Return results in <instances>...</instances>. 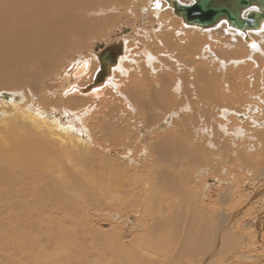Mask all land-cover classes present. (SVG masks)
<instances>
[{
    "label": "bare ground",
    "instance_id": "1",
    "mask_svg": "<svg viewBox=\"0 0 264 264\" xmlns=\"http://www.w3.org/2000/svg\"><path fill=\"white\" fill-rule=\"evenodd\" d=\"M114 1L0 0V90L6 91L0 92V264H219L224 253L230 255L226 264L246 260L252 250L240 248L245 233L233 229L248 210L258 213L251 218L258 224L252 241L264 242V81L247 75L249 63L256 62L264 77V26L245 36L224 23L207 30L218 49L199 42L187 58L192 66L175 72L181 59L164 37L178 28L180 33L201 29L175 19L164 0H150L151 14L158 18L150 30L153 49L134 40V51L121 38L124 30L110 44L113 55L94 49L95 57L71 59L66 70L45 81L37 97L38 82L52 74L67 50L84 47L100 27L113 24L90 26L86 9ZM175 21L179 26L172 29ZM163 38L162 46L156 39ZM219 48L224 53L235 48L227 55L237 57L222 59ZM201 58L213 65L197 63ZM140 68L147 84L140 83ZM206 76L216 88L193 82ZM240 80L260 89L248 97L233 86ZM165 83L174 86L177 99L161 89ZM22 86L33 93L22 92ZM58 96L65 106H56ZM40 97L54 105L47 110L35 104ZM90 122L96 123L102 145L87 128ZM248 128L260 145L254 154L246 152ZM202 150H219L217 168ZM145 152L156 164L153 174L136 169L146 160L132 163L134 153ZM104 154L124 162L112 163L111 156L102 162L97 156ZM228 161L244 168L245 180L226 187L209 180L223 187L212 203L205 204L208 195L186 186L188 177L200 172L190 174L192 168L210 167L229 177ZM239 184L246 193L236 199ZM89 199L94 207L109 202V210L133 215L128 218L131 238L125 240L119 226L110 234L96 231L84 210ZM108 218L103 220L110 225L114 216ZM255 263L264 264L262 259Z\"/></svg>",
    "mask_w": 264,
    "mask_h": 264
},
{
    "label": "rangeland",
    "instance_id": "2",
    "mask_svg": "<svg viewBox=\"0 0 264 264\" xmlns=\"http://www.w3.org/2000/svg\"><path fill=\"white\" fill-rule=\"evenodd\" d=\"M95 1H97V0H94V2ZM185 1H187V3H189V4L191 3V1H189V0H185ZM147 2H148V5L146 6L145 4ZM162 4L165 5L166 3L163 1ZM149 5H150V0H115L112 4L95 3L94 6H93V4H91V7L87 8L86 11L84 12V17L86 18V20H88L89 22H92V24L90 26L96 28V23L107 22V21H112V20L114 21L113 24H106V25H103L102 27H100L98 35L90 36V39L87 40L86 45L84 47L73 48V49L67 50L65 52V54L61 57L60 65L58 67H56L54 69V71H52V74L48 77L42 78L38 82V91H37L36 96L39 97L40 94L43 93L44 83L46 80L48 81V79L51 78L52 75H58L61 72V70L67 69V66H68L71 59L80 58V57L86 59V57H89L90 55L91 56L93 55L95 57L94 49H96V50L101 49V50H103L104 53L107 52V53H110L111 55H113L112 51H115V48H114V46H111L110 44H115L114 42L116 41V38L119 37L121 35L122 31H124V30H126V31L123 32L124 35L121 38H123L126 41V43L128 44L127 46H132L134 51L136 50L135 47L133 46V43H132L134 40L145 43L146 45L148 44L149 48L153 49L155 47V42H152V39L150 38V35H151L150 30H153L152 24L156 23V21H157L156 19H158V18H155L154 14H151V13H153V11L151 10V8L149 9ZM145 6H146V8H147L146 10L148 11L149 14L147 12H145ZM165 7H166V5H165ZM167 8L169 10H171L172 16L175 17V19L178 18L173 14L172 9H170L169 7H167ZM146 13L148 16L145 15ZM178 26H179V22L175 21L174 25L171 28L177 29ZM262 26H264V24ZM175 31L176 32H174V34L168 33V36H166L164 38H169V48L172 50V52L176 51L177 52L176 56H178L180 59L182 57V54H181V51L183 50L182 47L188 45L185 43V41L189 38L190 35H192L196 39L202 37V45L203 44L208 45L210 43L212 45V46H210L211 49H213V50L218 49V46L211 43L212 39L207 34L208 33V32H206L207 30H192V32L187 30L186 38H178L177 37L180 34L179 28ZM203 31H205V32H203ZM164 38L162 40H160V39H156V40L158 42L160 41L162 43V46H163L164 42L166 40ZM212 38H215V36ZM175 41L177 42L179 47L174 45ZM182 43H184V45ZM105 46H108V47H105ZM220 48H221V46H220ZM220 48H219V50H220ZM236 49L238 50L237 47H236ZM236 49L234 48L232 50H227V53L226 52L224 53L223 50L221 49L218 55H219V57H222V59H227V60L230 58L234 59L237 56L232 57V55L230 56V54L229 55H227V54L231 53V52H236ZM120 54L121 53L118 52L116 54V56L118 57ZM159 57H160L159 61H165V60H163L161 55H159ZM138 58L141 59L140 55ZM210 59H213V57H210ZM205 63L211 64L212 62L206 61ZM188 65L189 64H187L186 62L181 60V63L177 64L174 71L183 73L186 71V66H188ZM211 65H213V64H211ZM189 66H192V65H189ZM249 70L250 71L247 73V75H252V79H256L259 77V78H262V80L264 81V77L260 76L261 64H257L256 62H250L249 63ZM140 71H142V75L144 76L143 82H140V83H143V85H144V83L147 84L148 79L144 75V71L141 68H140ZM236 72L238 73L237 77H239L241 75V73L238 71H236ZM135 77H136V75L132 74L130 76V79H134ZM178 77H180V76H178ZM233 86L235 88L236 87L242 88L240 93H244V95H248V97L251 96V94H249V93H251V91L260 89V87H254L252 85H247V82L243 81V80H240L239 82L238 81L234 82ZM20 90H22V92H24V93H26V92L33 93V91L28 86H22ZM1 91H3V90H0V92ZM3 92H6V91H3ZM84 94L85 93H82L81 96H84ZM57 99H58V101H57L56 106H58V105L60 106V104H61V106H65L64 100H62L59 96L57 97ZM35 104L42 105L47 110L49 109V106L54 105L51 101H50V104L48 105V103L45 102V100L42 101V97H40V99H38V101ZM94 104H96L95 101L93 102V105ZM219 121L220 120L217 119V122H219ZM219 125H221V124H219ZM87 128L92 130V135H93L95 141H97V143L99 145H102L101 142L99 141V137L96 133V131H97L96 129L98 128L96 126V123L94 124L92 122L90 124V126L87 125ZM226 128H228L230 130V132H232L231 128H229V127H226ZM91 130H90V132H91ZM245 131H248L249 137H251V139L248 140L249 146L246 148V152L249 154H254L260 149L259 141L257 140L256 136L251 133L249 128L246 129ZM226 138H228L227 140H231L233 138V136L230 134ZM121 141L125 142L123 139H121ZM103 142L106 144L107 147L112 145V144L106 143L105 141H103ZM222 142L223 141H221L220 143H222ZM125 144L127 145V142ZM115 146H117L116 142H115ZM249 147H253V149H250ZM109 150L110 149H108V150L106 149L105 152H107ZM202 151L206 154L208 164H212L215 168H217L218 163L216 162V160H214V158L218 154L219 150H217L216 154H213L212 152H210L208 150H202ZM110 156L112 158H114V159L110 158V161L112 163H118L121 166V164L124 162L121 159L115 158V156H119L117 154H115V156L104 154V155H98L97 157H99L100 161H102V162H104V161L110 162L109 161ZM143 156H145L146 158L142 159ZM226 157H228V156H226ZM131 159H134L132 163H134L135 160H140V161L146 160L147 162L145 164H143L140 168H136V169L141 170L142 174L145 173V175H148L150 173L153 174L154 168L156 167V164L150 163L149 158H148V152H145L143 154L134 153L133 158H131ZM228 159H229V157H228ZM106 164H108V163H106ZM227 164L228 165L230 164V167H231L229 177H222V175L225 174V172H223V171H220V173L215 174V172H213L209 169L210 167H207V168L197 167L195 169H193V168L190 169V174L195 170H198L200 172L191 175L190 179L188 177L187 182H186V186L191 187L192 189H195V191L198 193H202L203 195L210 196V197L207 196L205 204H208V202L212 203L217 197L214 193H217L216 192L217 189L222 190L223 187L217 188L218 184L210 185L209 180L218 179V181L220 180V182H224L225 184H227V185L224 184V187L229 186L231 184H236V183H238L239 180H245V175L241 174V170H244L243 167H241V170H240V169H237L238 164H236V163L228 161ZM234 165H236V167H234ZM245 170H246V168H245ZM241 175H243V176H241ZM191 181L193 182L192 184L190 183ZM260 186L262 187L263 185L260 184ZM245 193H246L245 189L242 187L241 184H239L237 186V190L234 191L233 196L237 199L238 194H245ZM81 198H82V202H83L85 200V197H81ZM209 199H213V200H209ZM262 199L264 201V197ZM252 201L249 200V203L252 204ZM107 205H109V206H107ZM110 207H112V205L109 202H107L105 205L101 206L100 208L94 207L91 203V200L89 199L86 201V205H85L84 210L87 211V215L90 217L91 224L94 226L96 231H101L104 234H110L112 232V230L110 228H113V226H119V227H121V231L123 233V237L125 238V240L131 238V236L134 233L132 230L130 231V229H129L130 227L128 226V224L130 223V221L128 220V218H131V217L134 218V216L131 215L129 217L130 213H128L124 209H122V211H116V212L111 211V210H109ZM249 208H250V205H248L247 210ZM215 209H218V208L215 207ZM256 209L257 208H255V210ZM255 210H248V213L244 214V216L238 221V224L236 225V227L233 229V233H235L237 231L240 234V236L243 232L245 233V236H241V237H243V239L245 241V243L240 244L241 250L249 252L248 248H250L252 251L250 254H248L246 260L243 257L240 260L235 259L231 263L229 261L228 263H230V264H256L255 262H258L261 259L264 262V242L262 240L254 241V242L252 241L253 238L256 236L255 231L256 230L258 231V228H257L258 224L255 223L256 218L251 219L252 217H254L255 215L258 214ZM260 213H262V215L264 216V212L261 211ZM110 214H112L114 216V219H112L110 221L111 223L109 225V223L104 221V220H109L108 216ZM103 218H105V219L103 220ZM253 227H255L256 229ZM136 232H140V231H136ZM241 253H242V256H245L244 252H241ZM255 254H259V255L262 254V255H260V257H257ZM252 255H254L253 257L256 261H254V259H252ZM226 257H227V254L224 253L223 256L218 258V260H220L219 264H226V261L228 260V258H230V255L227 258ZM248 257H249V259H248Z\"/></svg>",
    "mask_w": 264,
    "mask_h": 264
},
{
    "label": "water",
    "instance_id": "3",
    "mask_svg": "<svg viewBox=\"0 0 264 264\" xmlns=\"http://www.w3.org/2000/svg\"><path fill=\"white\" fill-rule=\"evenodd\" d=\"M164 1L184 25L201 30L213 29L224 23L245 36L248 32L260 31L264 24V0H190L188 5L178 0ZM104 61L110 65L114 63V60L106 58Z\"/></svg>",
    "mask_w": 264,
    "mask_h": 264
},
{
    "label": "crops",
    "instance_id": "4",
    "mask_svg": "<svg viewBox=\"0 0 264 264\" xmlns=\"http://www.w3.org/2000/svg\"><path fill=\"white\" fill-rule=\"evenodd\" d=\"M175 32H176V31H175ZM186 36H187V31H185L184 33H180L177 37H178V38H186ZM191 37H192V38H191ZM190 38H191V39H190ZM199 42H202V37L196 39V38H194L192 35L189 36V38L185 41V43L188 44V45L182 47V48H183V50L181 51V54H182L181 60H182V61H184V62H186L187 64H189V61H187V58H189V57L191 56L192 53H194V52L197 51L198 46H199ZM174 45L177 46V47H179L176 41L174 42ZM173 53H174V55L177 54L176 51H174ZM196 61H197V63H200V64H201V63H205V60H204L203 58H201V59H196ZM189 65H191V64H189ZM196 66H197V68H199V69H202V70L204 69V66H203V65H196ZM176 76H177V75H176ZM212 81H213L212 78L206 76V77H204V78H200L199 80L196 78V79H194L193 82H197V83L201 84L202 86H204V87H206V88H210V87H212V86L215 87V85H214V83H213ZM156 82H158V81H156ZM169 84H170V83L162 84V85H161V89H163V90L166 92V94L171 93L172 99H177V97H176V96H177V93H175L174 90H173V87H174V86H169ZM181 84H182V83H181ZM184 88H185V87H184ZM215 88H216V87H215ZM147 92H148V90L143 91V96H144Z\"/></svg>",
    "mask_w": 264,
    "mask_h": 264
}]
</instances>
